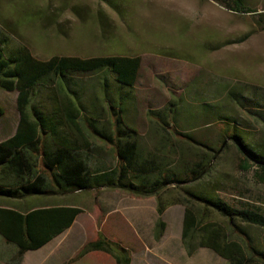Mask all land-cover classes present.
<instances>
[{
	"label": "trees",
	"instance_id": "16d2710c",
	"mask_svg": "<svg viewBox=\"0 0 264 264\" xmlns=\"http://www.w3.org/2000/svg\"><path fill=\"white\" fill-rule=\"evenodd\" d=\"M215 1L236 13H256L245 0ZM41 16L34 15V20ZM141 68L140 56L54 55L41 60L0 32V90L17 92L20 116L15 134L0 142V237L16 249L13 261L20 263L27 252L43 248L74 225L83 209L61 204L62 197L120 190L155 197L160 215L170 206L183 205V243L189 251L196 245L228 264H264V250L238 225L264 229V213L231 204L217 195L212 181L203 184L230 140L242 155L244 171H264V150L244 142L235 117L205 106L204 122L214 117L222 123L215 135L209 134L215 129H210L211 123L205 124L209 129L180 131V99L160 110L148 109V136L141 134L125 118ZM107 73L115 80L111 96ZM93 75L100 76L99 95L92 96L90 109L81 80ZM192 117V124H197ZM105 149L111 153L109 163L103 157ZM93 253L109 256L114 264L133 260L130 248L99 231L62 264Z\"/></svg>",
	"mask_w": 264,
	"mask_h": 264
},
{
	"label": "rangeland",
	"instance_id": "374dc122",
	"mask_svg": "<svg viewBox=\"0 0 264 264\" xmlns=\"http://www.w3.org/2000/svg\"><path fill=\"white\" fill-rule=\"evenodd\" d=\"M245 3L256 13H236L215 0H0V32L41 60L54 55L140 56V77L125 118L143 135L148 136V109L160 110L180 99V131L209 129L205 124L211 123L210 129H215L209 134L214 136L222 123L214 117L204 122L205 106L235 117L244 142L264 150V0ZM37 14L42 15L40 21L34 20ZM99 77H82L87 108L91 109L92 96L99 95ZM105 78L111 96L116 88L114 76L107 73ZM0 107V121L11 125L20 119L17 92L0 90ZM192 116H196L195 125ZM89 140L94 142L92 137ZM103 157L109 163L111 153L105 149ZM241 161L230 140L215 172L203 184L212 181L218 196L264 213V171L256 167L244 171ZM68 202L83 209L69 245L64 243L72 250L70 257L17 263L11 258L14 249L0 239V264L66 263L99 231L130 248L132 264H228L209 249L193 245L189 251L184 245L183 205L170 206L160 215L155 197L120 190L77 193ZM238 225L264 250V229ZM73 264L114 263L109 256L93 253Z\"/></svg>",
	"mask_w": 264,
	"mask_h": 264
},
{
	"label": "crops",
	"instance_id": "0c3cea01",
	"mask_svg": "<svg viewBox=\"0 0 264 264\" xmlns=\"http://www.w3.org/2000/svg\"><path fill=\"white\" fill-rule=\"evenodd\" d=\"M18 124H19V120L17 122H16V120L13 121V123L11 125H8L4 121H0V137L3 136V137L8 138V137L12 136L13 134H15V132L17 131V128H18ZM1 141H3V140H0V142ZM69 198H70V196L62 197L59 200V202L61 204L70 205L71 203L68 202ZM76 221H75V223H76ZM75 223H74V225H75ZM74 225L71 228H69L65 233H63L62 235H60L59 237L55 238L53 241H51L50 243L45 245L43 248L36 250V251L27 252L23 258V261H24V259L28 260L30 258L33 259V258H37V257L41 258V259L43 258L44 260L47 257H50V258L70 257L72 255V250H70V248H67L66 246L64 247V243H67L69 245L70 238L75 233L74 232ZM0 239H1V237H0ZM2 242H3V240H2ZM3 244L6 246H10L4 242H3ZM10 247H12L14 249V253L11 257L13 259V256L16 253V249L13 246H10ZM44 260H43V262H44Z\"/></svg>",
	"mask_w": 264,
	"mask_h": 264
}]
</instances>
